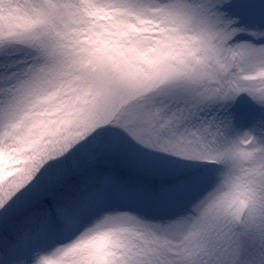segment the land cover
<instances>
[{"label":"snow or ice","instance_id":"1","mask_svg":"<svg viewBox=\"0 0 264 264\" xmlns=\"http://www.w3.org/2000/svg\"><path fill=\"white\" fill-rule=\"evenodd\" d=\"M0 264H264V0H0Z\"/></svg>","mask_w":264,"mask_h":264}]
</instances>
